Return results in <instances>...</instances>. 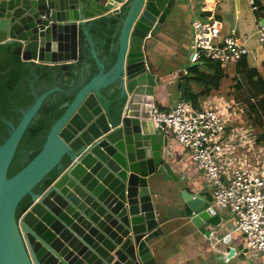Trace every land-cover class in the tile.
Returning <instances> with one entry per match:
<instances>
[{
  "label": "water",
  "instance_id": "95a60500",
  "mask_svg": "<svg viewBox=\"0 0 264 264\" xmlns=\"http://www.w3.org/2000/svg\"><path fill=\"white\" fill-rule=\"evenodd\" d=\"M186 6L189 0H0V43H21L22 59L74 62L82 32L99 68L62 105L39 152L7 177L22 134L58 87L37 96L17 125L9 123L10 133L0 144V264H159L151 245L163 230L152 184L155 178L178 177L165 158L166 142L161 145L140 117L146 109L134 105L143 103L138 97H154L161 82L150 71V39L182 17ZM122 7L127 10L116 59L104 71L86 24ZM54 168L60 169L56 179L35 193ZM27 194L32 203L16 218V206ZM180 198L198 231L208 236L218 231L222 220L208 190L183 189Z\"/></svg>",
  "mask_w": 264,
  "mask_h": 264
},
{
  "label": "crops",
  "instance_id": "0c3cea01",
  "mask_svg": "<svg viewBox=\"0 0 264 264\" xmlns=\"http://www.w3.org/2000/svg\"><path fill=\"white\" fill-rule=\"evenodd\" d=\"M255 4L260 9L258 17L264 21V0H254ZM120 3L115 7H119ZM185 14L179 17L174 23L161 30L157 35L152 37L149 42L147 56L151 62L150 71L160 77L161 82L155 88V96H145L142 100L138 97L136 100L143 103H136V108L144 106L146 109L140 115L141 118L148 121L151 126L149 117L156 111L158 107L169 109L176 100H178L177 82L178 78L183 74V70L187 72L186 67L194 64L189 60L192 26L191 20L193 17L202 18L210 16L221 26V34H224L229 29L235 27L238 35L248 36L246 45L251 51L243 59L248 67L255 68L264 81V51H262L256 39L255 24L258 18L254 10L250 6V0H219L212 4L203 0H189V6L184 8ZM189 48V50H188ZM186 51V54L181 51ZM179 52V53H178ZM181 52V53H180ZM178 55L184 58L179 59V64L187 63L184 68L182 65H176L175 71H167L165 64L177 59ZM174 64V63H173ZM197 64V63H195ZM231 72L224 71V75L231 73L234 78L233 84L230 85V90L243 89L246 90L247 79L243 73L236 72V64L229 65ZM182 70V72L180 71ZM177 72V74H175ZM192 88H198L196 84H191ZM202 88V87H201ZM173 92L174 100L171 102L169 97ZM248 96V95H247ZM247 100H251L246 107L253 105L254 113L259 124H263L264 111L263 103L260 97L248 96ZM199 100V104H200ZM260 114L261 119H259ZM241 119L242 126H245L250 135L256 137L257 134H262L264 131L257 133L253 130L250 123H246ZM152 131L158 135L161 145L165 141L163 147L165 158L169 162L173 172L178 177L174 180H160L155 178L152 187L154 193L151 196L154 210L157 213L156 219L158 225L161 226L163 234L156 237L151 245V252L159 264H264V254L246 253L244 250V238L232 232L230 225L229 214L224 211L217 212L221 216V226L214 234L210 236L207 233L202 234L193 226L188 218L185 217L182 211V200L180 191L183 189L201 191L207 189L205 187V179L199 172L191 160L190 154L173 138L164 137L155 127L151 126ZM210 227H206L209 230ZM219 236H221L220 239Z\"/></svg>",
  "mask_w": 264,
  "mask_h": 264
},
{
  "label": "built area",
  "instance_id": "2783aa9c",
  "mask_svg": "<svg viewBox=\"0 0 264 264\" xmlns=\"http://www.w3.org/2000/svg\"><path fill=\"white\" fill-rule=\"evenodd\" d=\"M203 1L215 4L219 0ZM250 6L254 12L258 10L254 0H250ZM191 26L188 57L192 63L209 60L224 69L251 53L246 45L248 36L238 35L235 27L221 34V26L210 16L193 17ZM255 27L258 46L264 51V21L256 18ZM228 102L218 108L207 101L195 106L190 100L178 99L169 109L154 111L149 121L161 135L173 138L189 152L205 179L211 205L229 214V227L244 238L245 252L264 254V159H249L244 154L263 140L262 134L250 135L251 131L248 133L240 123V115V122L227 120L224 115L229 111L236 113L234 102ZM229 124L237 130L231 139L226 137Z\"/></svg>",
  "mask_w": 264,
  "mask_h": 264
},
{
  "label": "trees",
  "instance_id": "16d2710c",
  "mask_svg": "<svg viewBox=\"0 0 264 264\" xmlns=\"http://www.w3.org/2000/svg\"><path fill=\"white\" fill-rule=\"evenodd\" d=\"M126 10L127 7H122L118 14L110 17L100 16L86 24L104 71L109 70L116 59L117 38ZM255 14L256 16L260 14L259 8ZM21 50L22 45L17 41L0 43V144L10 133L9 123L13 126L18 124L22 110L30 107L36 97L46 90L52 87L58 88L43 99L36 116L32 118L22 134L8 166L7 177L18 172L39 152L50 126L65 109L62 105L70 102L76 92L99 71L91 56L86 36L82 32H79L78 58L74 62L47 64L24 60L21 57ZM186 69V74L178 78L177 97L190 100L198 106L199 94L192 92L191 84L202 87L203 92L207 94L219 88L224 69L209 60L189 65ZM236 72L246 76V93L250 98L262 97V110L264 111V81L258 71L253 67H248L242 59L236 64ZM115 95L116 91L112 96ZM250 107L256 113L255 107L253 105ZM156 110L166 109L158 107ZM59 173L60 169H52L33 191L42 192ZM31 203L30 195H25L16 206L15 217L22 215Z\"/></svg>",
  "mask_w": 264,
  "mask_h": 264
},
{
  "label": "rangeland",
  "instance_id": "374dc122",
  "mask_svg": "<svg viewBox=\"0 0 264 264\" xmlns=\"http://www.w3.org/2000/svg\"><path fill=\"white\" fill-rule=\"evenodd\" d=\"M189 48H190V46H189ZM189 48H188V50H189ZM181 51L184 53V55L186 54L185 50L181 49ZM180 58H184V57L182 55H178L177 59L175 58L174 60L171 61L172 63H170V62L166 63L164 65L165 69H167V71H175V69H176L175 64H177V63L179 66L182 65L185 68L187 66V63L184 62L183 64H179ZM224 69L226 70L227 73L231 72V70H229L230 67L228 68V66L225 67ZM175 74H177V72ZM230 75H231V73L223 75V78L221 79L219 88L213 89L211 92H209L207 94H205L203 92V90L200 86L197 89L193 88L192 92L199 94L198 97L200 99L201 104L203 102L207 101L210 104H214L218 108H223L226 102L229 103L228 102L229 100L233 101L235 104L233 106V110L236 113H235V115H232L231 112L229 111L226 115H224V117L227 118V120L231 119L232 122H238L239 121L238 115H240L244 119V121H246V123H250L253 126L254 131H256L257 133L264 131V120H261V122L263 121V124H259L257 121L255 122V119H256L255 114L251 113L250 107H246V106H248V104L250 102H252L251 100H247L248 96H247L246 90L245 91L243 89L230 90V85H232L233 81H234V78H232L233 76L231 77ZM172 96H174L173 92H171V96L169 97V100L171 102H173V100H174V97H172ZM258 116H259V119H261L260 114H258ZM231 127H232L231 124H229L228 129L226 131L227 132V134H226L227 139H231V138L236 137L237 130H235ZM242 139L246 140L245 136H242ZM262 139L263 140H260L251 146L249 153H247L244 150V154L249 159H251V156L252 157L255 156V157L259 158V160L264 159V137ZM224 214L226 215L225 211H224ZM229 218H230V216H229Z\"/></svg>",
  "mask_w": 264,
  "mask_h": 264
}]
</instances>
